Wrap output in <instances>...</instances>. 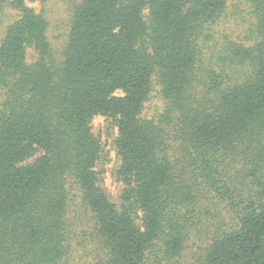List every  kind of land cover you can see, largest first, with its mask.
<instances>
[{
  "label": "trees",
  "instance_id": "obj_1",
  "mask_svg": "<svg viewBox=\"0 0 264 264\" xmlns=\"http://www.w3.org/2000/svg\"><path fill=\"white\" fill-rule=\"evenodd\" d=\"M246 2L250 39L221 31L230 0H72L57 33L0 0V264H264V0Z\"/></svg>",
  "mask_w": 264,
  "mask_h": 264
},
{
  "label": "rangeland",
  "instance_id": "obj_2",
  "mask_svg": "<svg viewBox=\"0 0 264 264\" xmlns=\"http://www.w3.org/2000/svg\"><path fill=\"white\" fill-rule=\"evenodd\" d=\"M230 1L231 3L239 4V8H236V11L230 10V14H228L229 16L227 15L222 21L221 31H224V33L227 31L234 36H243L250 39V36H252L251 25L253 24V13L248 5L249 3H247L246 0ZM27 2L38 12L46 11L48 13V17L53 25L51 27V32L57 33L58 31H61L60 25L62 26V22L67 20L68 13L70 11L69 5H71L72 0H27ZM8 14H10V11ZM162 108L161 99L159 96L154 95L151 103L148 105L147 112L151 114L156 111H160ZM92 130L95 135L100 137L107 155L106 161L103 162V165L101 166L103 179L102 184L110 197L114 201H118L121 184L116 177V170L120 164V158L114 145V140L117 135L115 121L110 117L97 115L92 120ZM76 202L78 204V201ZM78 209L79 207L77 205L70 210L74 212L72 213V216L76 215ZM79 213L81 214L82 211ZM89 244L90 246H88L84 252L93 251L96 248L94 243L90 242Z\"/></svg>",
  "mask_w": 264,
  "mask_h": 264
}]
</instances>
